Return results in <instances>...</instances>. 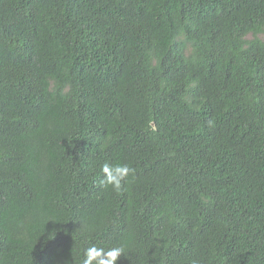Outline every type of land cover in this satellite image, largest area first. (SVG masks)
I'll list each match as a JSON object with an SVG mask.
<instances>
[{
	"label": "trees",
	"instance_id": "1",
	"mask_svg": "<svg viewBox=\"0 0 264 264\" xmlns=\"http://www.w3.org/2000/svg\"><path fill=\"white\" fill-rule=\"evenodd\" d=\"M260 35L264 0H0V264H264Z\"/></svg>",
	"mask_w": 264,
	"mask_h": 264
},
{
	"label": "clouds",
	"instance_id": "2",
	"mask_svg": "<svg viewBox=\"0 0 264 264\" xmlns=\"http://www.w3.org/2000/svg\"><path fill=\"white\" fill-rule=\"evenodd\" d=\"M104 176L101 180L102 186H111L116 191H122L127 178L135 170L127 164H108L101 167ZM123 255L122 247H111L105 249L96 245L89 246L85 252L82 264H117L118 259Z\"/></svg>",
	"mask_w": 264,
	"mask_h": 264
},
{
	"label": "rangeland",
	"instance_id": "3",
	"mask_svg": "<svg viewBox=\"0 0 264 264\" xmlns=\"http://www.w3.org/2000/svg\"><path fill=\"white\" fill-rule=\"evenodd\" d=\"M259 39H261L262 41H264V35H260Z\"/></svg>",
	"mask_w": 264,
	"mask_h": 264
}]
</instances>
